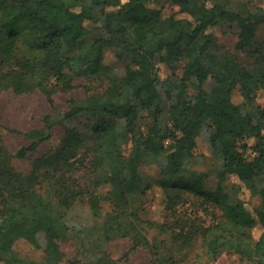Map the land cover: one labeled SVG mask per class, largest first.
<instances>
[{"label":"trees","instance_id":"obj_1","mask_svg":"<svg viewBox=\"0 0 264 264\" xmlns=\"http://www.w3.org/2000/svg\"><path fill=\"white\" fill-rule=\"evenodd\" d=\"M155 1L0 0V91L41 90L53 106L16 153L0 131V264H119L107 244L149 246L150 229L169 232L179 248L201 239L211 258L228 251L264 264V105H255L264 88V0H173L180 8L170 15ZM223 24L239 29L233 49L208 31ZM106 47L131 55L125 73L105 64ZM78 79L87 94L57 106L54 93ZM236 89L248 108L233 100ZM145 117L152 122L138 131ZM57 127L59 145L40 151ZM199 137L212 171L195 169ZM164 156L150 181L140 165ZM14 158L31 159L30 169ZM155 187L165 196L162 220L140 213ZM77 202L89 205L92 224L69 220ZM40 234L42 260L15 248L21 238L41 247ZM74 236L79 257L68 258L63 242Z\"/></svg>","mask_w":264,"mask_h":264},{"label":"rangeland","instance_id":"obj_2","mask_svg":"<svg viewBox=\"0 0 264 264\" xmlns=\"http://www.w3.org/2000/svg\"><path fill=\"white\" fill-rule=\"evenodd\" d=\"M155 2L161 7L165 15L177 12L180 8L173 0H156ZM87 25H91L90 21H87ZM208 31L214 33L218 41L227 48L233 49L235 47V43L238 39V27L230 24H223L211 27ZM104 62L123 74L126 71V67L132 64V58L131 55L127 53L119 57L114 49L106 47ZM57 83L56 79L51 80L49 82L50 88H53ZM77 83L78 86L70 91L58 90L54 93L53 97L57 106L66 110L71 99L82 98L87 94L85 88L87 83L86 80L78 79ZM233 100L244 108H248V106L245 105V98L239 89L233 91ZM255 105H264V88L258 91ZM52 111L53 106L51 102L41 90H36L21 96L15 95L10 90L0 91V131L4 133L5 143L9 150L16 153L20 148L27 145L29 139L26 137L25 133L32 128L43 126V116L52 113ZM151 122L152 120L150 117H145L138 122L137 130L146 131ZM6 126L18 131H8ZM62 133L63 129L57 127L53 136L42 144L40 151H47L58 146L61 141ZM130 148V144L124 145L125 152L128 153ZM196 153L198 161L195 164V169L212 171L215 167L213 154L204 137L198 138ZM165 161L166 158L164 156L157 161L144 162L140 165V171L150 181L155 182L161 176V167ZM13 162L21 170L26 171L31 167V159L28 158H14ZM216 182V176L213 174L209 178L207 186L211 188L216 185ZM194 199L195 197L191 200ZM259 202V197H253L250 205L255 206ZM165 205L164 193L158 187H155L149 192L148 198L145 199L144 202H141L140 213L145 219L162 220L166 214ZM104 208L105 210L109 209L110 204L104 203ZM182 208L191 209L188 205H184ZM68 218L71 221H81L89 224H92L91 220H93L90 207L84 202H77L68 211ZM39 238L42 242L41 247H36L27 239L21 238L16 241L15 248L22 255L40 261L44 256V234H40ZM149 238L151 240V245L138 248H133V241L131 239L119 238L109 242L107 244V250L118 260L119 264H158V258L162 259L170 254L173 255V259L167 257L162 264H246V261H242L240 255L228 251H225L217 258H211L201 239H198L191 247L179 248L178 245L172 242L169 232L160 233L156 229H150ZM154 242L157 243L155 244ZM78 245L79 242L76 236L71 240L63 242V249L67 252L68 258L79 257ZM156 245L159 246V252L157 251V254L156 247H154Z\"/></svg>","mask_w":264,"mask_h":264}]
</instances>
